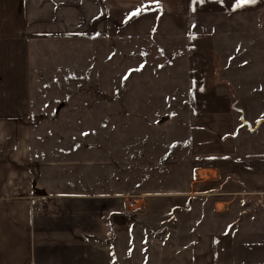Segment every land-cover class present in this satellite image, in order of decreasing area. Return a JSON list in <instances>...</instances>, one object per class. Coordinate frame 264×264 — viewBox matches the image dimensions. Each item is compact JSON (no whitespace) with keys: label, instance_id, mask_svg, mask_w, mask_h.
Wrapping results in <instances>:
<instances>
[{"label":"rangeland","instance_id":"1","mask_svg":"<svg viewBox=\"0 0 264 264\" xmlns=\"http://www.w3.org/2000/svg\"><path fill=\"white\" fill-rule=\"evenodd\" d=\"M236 3L205 0L184 23L112 14L106 34L94 37L18 34L28 53L31 168L41 183L69 194H125L132 210L136 195L189 189L205 162L191 152L192 114L228 111L243 135L264 126V0ZM0 6L3 33L9 21ZM19 57L11 55L12 75ZM169 219L146 215L125 230L117 220L109 237L115 264H155ZM178 221L172 234L183 240L186 220Z\"/></svg>","mask_w":264,"mask_h":264},{"label":"crops","instance_id":"2","mask_svg":"<svg viewBox=\"0 0 264 264\" xmlns=\"http://www.w3.org/2000/svg\"><path fill=\"white\" fill-rule=\"evenodd\" d=\"M200 3L0 0L7 9L2 17L9 21L6 31L0 32V52L8 57L7 62L0 58V264H115L109 237L119 227L117 220L125 230L146 215L172 217L155 264H264V219H257L264 215L261 124L243 135L244 123L238 127L228 111L192 114L191 152L205 157V162L194 167L189 189L136 195L131 205L139 203L132 210L125 194L56 192L52 183L42 184L31 168L28 53L19 47L18 34L31 39L100 36L109 29L112 14H132L137 9L140 17L151 16L156 23H184ZM12 54L16 60L20 56L17 76L11 71L16 64L10 62ZM38 196L45 197L43 211L36 210ZM182 216L186 232L183 240H177L172 230Z\"/></svg>","mask_w":264,"mask_h":264},{"label":"snow or ice","instance_id":"3","mask_svg":"<svg viewBox=\"0 0 264 264\" xmlns=\"http://www.w3.org/2000/svg\"><path fill=\"white\" fill-rule=\"evenodd\" d=\"M200 2L202 3V2H204V0H200ZM255 2H256V0H237L236 7L240 8L242 6H246V5H249V4H254ZM139 15H141V10L137 9L135 12H133L131 14L129 19H131L132 17L139 16ZM125 78H127V77H125Z\"/></svg>","mask_w":264,"mask_h":264},{"label":"built area","instance_id":"4","mask_svg":"<svg viewBox=\"0 0 264 264\" xmlns=\"http://www.w3.org/2000/svg\"><path fill=\"white\" fill-rule=\"evenodd\" d=\"M45 206H46L45 197L38 196L37 197V207H36V210L37 211H43L45 209Z\"/></svg>","mask_w":264,"mask_h":264},{"label":"water","instance_id":"5","mask_svg":"<svg viewBox=\"0 0 264 264\" xmlns=\"http://www.w3.org/2000/svg\"><path fill=\"white\" fill-rule=\"evenodd\" d=\"M168 118V116H164L159 122H163ZM35 192L41 195H46V191L43 189L35 188Z\"/></svg>","mask_w":264,"mask_h":264}]
</instances>
